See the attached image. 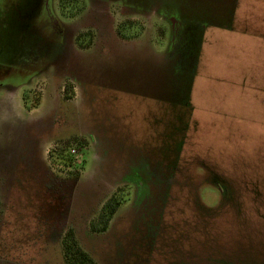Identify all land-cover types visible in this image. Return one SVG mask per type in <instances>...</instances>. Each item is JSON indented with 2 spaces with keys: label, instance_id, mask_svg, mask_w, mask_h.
Listing matches in <instances>:
<instances>
[{
  "label": "rangeland",
  "instance_id": "rangeland-1",
  "mask_svg": "<svg viewBox=\"0 0 264 264\" xmlns=\"http://www.w3.org/2000/svg\"><path fill=\"white\" fill-rule=\"evenodd\" d=\"M79 1L0 0V264H264V0Z\"/></svg>",
  "mask_w": 264,
  "mask_h": 264
},
{
  "label": "trees",
  "instance_id": "trees-1",
  "mask_svg": "<svg viewBox=\"0 0 264 264\" xmlns=\"http://www.w3.org/2000/svg\"><path fill=\"white\" fill-rule=\"evenodd\" d=\"M60 7L62 9V13L64 15H71L70 17H74V12L71 11L79 7V0H60ZM51 3H53V0H38L36 2V6L38 9L41 10L42 13L46 11H53ZM71 8V10H70ZM43 18V19H42ZM40 18V23L45 20L46 24L50 25V21L46 20L43 16ZM51 26V25H50ZM126 32L130 31V35H126ZM139 35V30L136 25H128V28L126 30V27L119 30V36L123 39H131L133 37H137ZM90 34L86 33L84 35H81L78 39V43L80 48H89L91 45V38ZM93 42V40H92ZM40 95H37L34 97L33 105L30 107L31 110L37 108L40 105ZM63 161L67 162L69 164H72L74 162L73 155L70 151L69 155H64ZM126 194H120V195H113L103 206L101 213L98 215V219L92 223L91 225V231L93 233H106L109 229L110 223L114 217L115 214H117L119 208L126 202ZM74 230H70L67 232V235L63 241L64 246V258L66 264H98L83 248H81L78 245V242L76 241Z\"/></svg>",
  "mask_w": 264,
  "mask_h": 264
},
{
  "label": "flooded vegetation",
  "instance_id": "flooded-vegetation-1",
  "mask_svg": "<svg viewBox=\"0 0 264 264\" xmlns=\"http://www.w3.org/2000/svg\"><path fill=\"white\" fill-rule=\"evenodd\" d=\"M45 15V16H44ZM44 15H41V16H43L46 20H49L50 22H52L53 21V23L55 24V26L56 27H59V29H60V34H61V37H62V40H60L61 41V43H62V45H61V47H60V52L62 53V52H65L64 50L66 49V47H67V45H68V43H67V41H68V38H67V36H66V34H65V31L63 30V28L61 27V25H60V20L57 18V16L55 15V13L53 12V11H46L45 12V14ZM175 19V18H174ZM174 19H172V22H173V28L175 29V27H176V23H177V21H176V23H175V21H174ZM176 20V19H175ZM51 25V24H50ZM174 25H175V27H174ZM51 38H53L52 36H50ZM50 41H51V39H50ZM72 46V45H71ZM72 48V47H71ZM83 49V48H82ZM87 49V48H86ZM55 53V52H54ZM56 55H57V53H55ZM46 66L48 67H55V66H57V63H55V62H51V63H47V64H45V65H43V68H41V69H36V70H33V71H31V72H29V75L27 76V78H25V79H23V80H21L20 82H18L17 83V85H16V87H10V86H8V85H5V84H2V85H0V89L1 88H3V87H10V88H14V89H16V88H19L20 86H23V85H25L26 84V82L30 79H32V78H34L38 73H40V72H42L43 70H45L46 69ZM92 140H95L94 139V137H92ZM93 143H96L95 141L93 142ZM30 144V143H29ZM26 149L24 150V152H25V155L23 156V162L24 163H26L27 164V166H28V169H30V168H33V157H34V155H35V152H34V150L32 149V147H31V145H26ZM12 157H13V155H12ZM34 169V168H33ZM139 176H138V179H137V181H133V180H129V179H127L128 181V183H132V184H137V186H138V188H139V186H145V184H146V180L144 179V177H143V175L142 174H138ZM126 182V183H127ZM137 193V195H136V199H140V197L138 196L139 195V191H137L136 192ZM104 206V205H103ZM103 206H102V208H103ZM102 210V209H101ZM101 213V212H100ZM99 215V214H98ZM70 230H72V229H70ZM69 230V231H70ZM66 235H67V233H66ZM66 235H65V237H66ZM65 237H63V241H64V239H65Z\"/></svg>",
  "mask_w": 264,
  "mask_h": 264
},
{
  "label": "built area",
  "instance_id": "built-area-1",
  "mask_svg": "<svg viewBox=\"0 0 264 264\" xmlns=\"http://www.w3.org/2000/svg\"><path fill=\"white\" fill-rule=\"evenodd\" d=\"M70 151H71V153L73 155V158H75L74 159L75 163H77L78 165L83 164V156L84 155L83 154H79L78 151L75 148L70 149Z\"/></svg>",
  "mask_w": 264,
  "mask_h": 264
}]
</instances>
